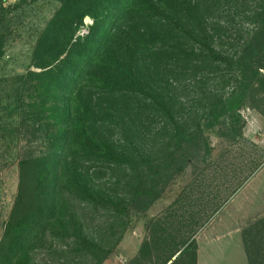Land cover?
I'll use <instances>...</instances> for the list:
<instances>
[{"label":"trees","instance_id":"trees-1","mask_svg":"<svg viewBox=\"0 0 264 264\" xmlns=\"http://www.w3.org/2000/svg\"><path fill=\"white\" fill-rule=\"evenodd\" d=\"M72 6L74 19L61 25L49 52L55 67L45 73L44 87H55V150L19 164L0 264H33L35 250L49 256L53 243L55 264H101L127 228L129 211H146L192 158L208 153L203 130L225 120L230 133H239V109L264 88V0ZM84 16L91 24L71 42ZM228 22L233 44L221 40L231 35ZM206 69L213 75L209 89L198 82ZM183 80L194 90L201 85L190 102L202 118L182 113L175 100L188 88ZM254 227L258 262L263 243Z\"/></svg>","mask_w":264,"mask_h":264},{"label":"rangeland","instance_id":"rangeland-1","mask_svg":"<svg viewBox=\"0 0 264 264\" xmlns=\"http://www.w3.org/2000/svg\"><path fill=\"white\" fill-rule=\"evenodd\" d=\"M74 1L0 0V242L17 194L19 164L55 150V87H44L45 73L55 67V52H49L61 25L74 19ZM219 21L226 23L225 17ZM90 24L84 16L71 42ZM228 25L231 35L221 40L233 44L234 27ZM239 28L249 26L239 22ZM202 73L198 82L209 89L213 75L209 69ZM180 83L188 85L175 99L182 113L202 118L203 111L190 102L201 85L194 90L192 82ZM239 115L244 126L237 134L228 131L225 120L203 130L208 153L202 160V153L192 158L146 211H129L127 228L101 264H167L173 256L168 264H264V88L250 93ZM255 224L263 243L258 262ZM51 250L49 256L35 250L32 263L55 264V243ZM172 250L177 252L166 261Z\"/></svg>","mask_w":264,"mask_h":264},{"label":"crops","instance_id":"crops-1","mask_svg":"<svg viewBox=\"0 0 264 264\" xmlns=\"http://www.w3.org/2000/svg\"><path fill=\"white\" fill-rule=\"evenodd\" d=\"M208 242L214 244L216 242V239H214V237H211L209 238Z\"/></svg>","mask_w":264,"mask_h":264},{"label":"water","instance_id":"water-1","mask_svg":"<svg viewBox=\"0 0 264 264\" xmlns=\"http://www.w3.org/2000/svg\"><path fill=\"white\" fill-rule=\"evenodd\" d=\"M174 257H175V256H173V257H172V258H171V259L168 261V263H169L171 260H173V259H174ZM168 263H167V264H168Z\"/></svg>","mask_w":264,"mask_h":264}]
</instances>
